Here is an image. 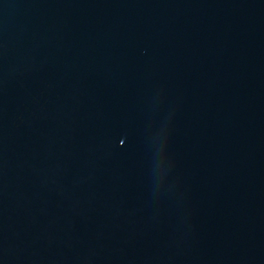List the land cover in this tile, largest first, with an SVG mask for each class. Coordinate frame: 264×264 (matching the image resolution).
Instances as JSON below:
<instances>
[{"label": "water", "instance_id": "water-1", "mask_svg": "<svg viewBox=\"0 0 264 264\" xmlns=\"http://www.w3.org/2000/svg\"><path fill=\"white\" fill-rule=\"evenodd\" d=\"M0 264H264V0H0Z\"/></svg>", "mask_w": 264, "mask_h": 264}]
</instances>
